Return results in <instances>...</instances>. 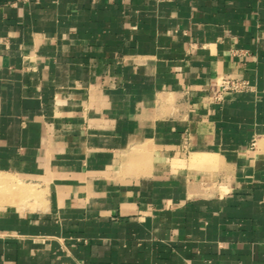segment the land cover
Returning a JSON list of instances; mask_svg holds the SVG:
<instances>
[{
	"label": "crops",
	"instance_id": "crops-1",
	"mask_svg": "<svg viewBox=\"0 0 264 264\" xmlns=\"http://www.w3.org/2000/svg\"><path fill=\"white\" fill-rule=\"evenodd\" d=\"M4 184L0 264H264V0H0Z\"/></svg>",
	"mask_w": 264,
	"mask_h": 264
},
{
	"label": "built area",
	"instance_id": "built-area-1",
	"mask_svg": "<svg viewBox=\"0 0 264 264\" xmlns=\"http://www.w3.org/2000/svg\"><path fill=\"white\" fill-rule=\"evenodd\" d=\"M248 88H249L248 83L244 81L234 80V79L223 80L220 85L218 99L220 100L223 97V95L226 93H231V92L238 93L245 91Z\"/></svg>",
	"mask_w": 264,
	"mask_h": 264
},
{
	"label": "rangeland",
	"instance_id": "rangeland-1",
	"mask_svg": "<svg viewBox=\"0 0 264 264\" xmlns=\"http://www.w3.org/2000/svg\"><path fill=\"white\" fill-rule=\"evenodd\" d=\"M20 183H21V181H20ZM18 188H20L19 185L14 186V185H10V184H4L0 190L3 193V197L13 195L15 198V201H17L19 204L27 202L28 196L19 195Z\"/></svg>",
	"mask_w": 264,
	"mask_h": 264
}]
</instances>
